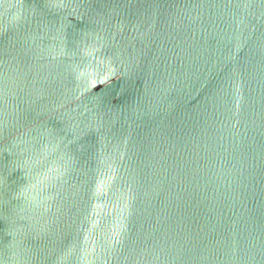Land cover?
Wrapping results in <instances>:
<instances>
[{"label":"water","instance_id":"95a60500","mask_svg":"<svg viewBox=\"0 0 264 264\" xmlns=\"http://www.w3.org/2000/svg\"><path fill=\"white\" fill-rule=\"evenodd\" d=\"M0 264H264V0H0Z\"/></svg>","mask_w":264,"mask_h":264}]
</instances>
